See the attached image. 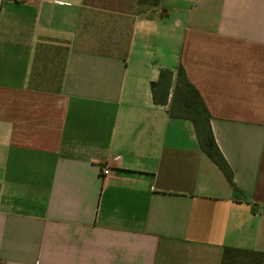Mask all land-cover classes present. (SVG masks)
Listing matches in <instances>:
<instances>
[{"label": "crops", "instance_id": "crops-1", "mask_svg": "<svg viewBox=\"0 0 264 264\" xmlns=\"http://www.w3.org/2000/svg\"><path fill=\"white\" fill-rule=\"evenodd\" d=\"M178 65L231 181L172 90L153 101ZM226 246L264 252V0H0V264H220Z\"/></svg>", "mask_w": 264, "mask_h": 264}, {"label": "trees", "instance_id": "trees-1", "mask_svg": "<svg viewBox=\"0 0 264 264\" xmlns=\"http://www.w3.org/2000/svg\"><path fill=\"white\" fill-rule=\"evenodd\" d=\"M141 5L159 6L161 0H137ZM173 77L174 83H173ZM154 103L166 104L172 90L168 112L171 117L183 118L193 124L200 149L223 171L231 181L232 171L223 157L210 124L209 111L196 87L188 80L184 68L176 71L161 69L157 80L150 83ZM264 252L226 246L220 264H262Z\"/></svg>", "mask_w": 264, "mask_h": 264}, {"label": "built area", "instance_id": "built-area-1", "mask_svg": "<svg viewBox=\"0 0 264 264\" xmlns=\"http://www.w3.org/2000/svg\"><path fill=\"white\" fill-rule=\"evenodd\" d=\"M17 1L25 2L27 0H17ZM110 171H111V168L109 167L108 164L101 166V169H100L101 177L103 178L107 177L110 174Z\"/></svg>", "mask_w": 264, "mask_h": 264}]
</instances>
